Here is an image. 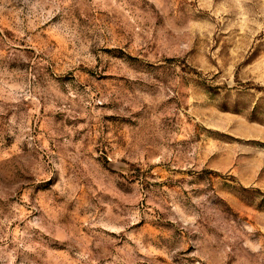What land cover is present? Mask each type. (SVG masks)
Masks as SVG:
<instances>
[{"label":"rangeland","instance_id":"obj_1","mask_svg":"<svg viewBox=\"0 0 264 264\" xmlns=\"http://www.w3.org/2000/svg\"><path fill=\"white\" fill-rule=\"evenodd\" d=\"M0 264H264V0H0Z\"/></svg>","mask_w":264,"mask_h":264}]
</instances>
